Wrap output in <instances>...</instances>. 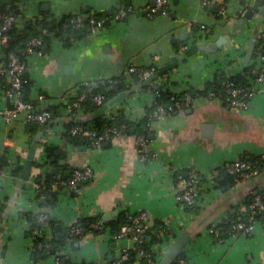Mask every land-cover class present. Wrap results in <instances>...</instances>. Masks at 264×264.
I'll use <instances>...</instances> for the list:
<instances>
[{
    "label": "crops",
    "instance_id": "obj_1",
    "mask_svg": "<svg viewBox=\"0 0 264 264\" xmlns=\"http://www.w3.org/2000/svg\"><path fill=\"white\" fill-rule=\"evenodd\" d=\"M124 1L19 2L23 4L25 23H28V20L34 21L43 15L55 21L62 16L86 15L84 13L88 11L109 15ZM128 1L133 12L126 19H110L98 31L71 38L68 44L51 31L48 33L49 42L42 43L40 49L27 60L26 71L32 84L30 101L39 107L59 106L63 115L58 123L44 132L41 137L43 143L34 144V153L43 155L45 145L51 144L64 148L65 158L56 151L58 166L46 164L39 175L52 174V168L59 171V166H66L69 168L67 171L89 167L92 173L74 189H59L55 200L42 197L45 201L31 204L22 190L16 192L19 176L11 175L7 168L6 171L0 169V200L10 199L5 214L7 219L1 225L3 231H0V245L6 247L4 255L0 253V264H32V237L26 233L28 223L19 216L21 210L42 212L57 221V228L72 226L83 217L100 216L104 221L103 215L107 212H116L110 220L122 210L130 214L145 212L148 220L152 221L150 226L155 220H162L175 230L176 236L188 233L190 240L182 249L187 258L186 264H264V221L258 220L252 232L230 234L221 242L215 241L207 230L219 217L228 215L229 221L232 215H238L236 220L241 218L245 214L246 197L264 186V174L226 190L217 180L219 168L242 154L264 153V84L256 82L261 63L258 56H252L258 31L264 28L261 22L264 13L260 16L259 11L254 9L251 17L244 18L255 0H209L207 4H203V0H168L165 12L149 16L148 8L153 0ZM243 2L248 6L245 7ZM222 4L227 8L226 19L218 18ZM242 18L245 19L242 28H235ZM193 25L205 26L197 39H194ZM230 28H233L231 33ZM226 34L230 35L228 43L217 52H199L189 56L163 76L168 79L167 82H175L173 91L180 92L190 86L202 89L215 73L225 72L228 77L234 76L241 73L245 65H252L254 77L249 78V82L254 94L247 109L229 108L218 97H196L188 106L177 108L172 114L157 117L150 123L152 133L148 142L146 140L148 155L145 160L139 159L136 137L124 132L97 145L87 142L77 147L70 144L63 146L62 124L69 110H64L62 103L81 85L117 76H123L127 83L131 80V91H121L125 93L124 98L109 106L108 111L123 109L130 120L139 121L145 114L146 106L153 103L155 94L130 79L128 67L151 66L157 70L188 44L213 41ZM0 48L2 71L6 63L2 58L1 43ZM247 53H250V58L245 62ZM11 103L0 85V110ZM81 114L79 111L78 115ZM22 118L23 114H18L14 121L7 123L0 114V155L6 156L11 167L14 163H23L40 129L28 131ZM190 167L202 174L203 184L195 205L198 210L188 213L185 218L175 199V182L177 175L184 176ZM50 202L53 204L50 205ZM42 230L45 235H51L48 224ZM133 245L131 237H115L106 229L99 234L84 233L78 241L66 244L59 254L64 257L61 263L67 260L72 264H125L122 254ZM162 256V253L157 255L156 262ZM34 264L59 263L54 256H50Z\"/></svg>",
    "mask_w": 264,
    "mask_h": 264
},
{
    "label": "trees",
    "instance_id": "obj_2",
    "mask_svg": "<svg viewBox=\"0 0 264 264\" xmlns=\"http://www.w3.org/2000/svg\"><path fill=\"white\" fill-rule=\"evenodd\" d=\"M125 6H129L130 3L128 0L124 1ZM22 3L17 0H0V14L5 16H12L14 18L13 23L11 24L8 31H6V35L8 37L7 39V45L6 48H2V52L6 53L8 51L14 52L15 55H17L19 58H22V53L24 51V48L26 46L27 41L32 37H40L43 44H46L49 42L50 38L48 33L51 31H55L54 35L61 39L65 44H68L69 40L71 38H79L83 37L90 33V25L88 22V17L93 16L95 18H107V21L105 22V25L108 23V20L114 19L116 11L112 14H106L104 12L99 11H88L86 14L87 18H85L80 26H75L70 22L71 16H62L59 21L55 20H48L45 15H43L40 18H35L34 21L31 19L28 20V23H25L26 18L22 11ZM243 5L245 7L248 6L247 3L243 2ZM219 19H221V16H218ZM262 25L264 27V16L261 20ZM2 24V20H0V25ZM193 31L197 32L199 30V26L193 25L192 26ZM259 35L256 37L254 49H253V55L252 56H258L259 53H264V50L261 49L262 43L264 41V28L260 32L258 31ZM210 33V32H207ZM40 49V47H38ZM5 61V60H4ZM6 63V61H5ZM254 72H253V66L252 65H245L243 68V71L241 73H238L234 76H227L225 72H222L220 74L215 73L214 77L210 80H207L204 83V86L202 89H196L192 86L187 88V90L175 92L172 90V86L176 85L175 82L170 81L167 82L166 86H159L158 90H154L152 86V82L146 83L145 81H141L138 79V76L136 73H132L130 75V79H133L138 83L140 87L143 89H148L155 94V98L153 103L150 106H146L145 108V114L139 121H132L130 120L127 115L124 113L123 109H119L112 113V117L109 118L105 115L99 116L96 118H93V112L97 109V105L93 101V97L97 94H103L105 96L106 100H110L113 97H115L117 94H119L121 91H131V80L129 83L126 82V79L123 76H117L112 79H104L99 80L96 83V85L90 89L87 88V86L79 87L77 90V93H84V98L80 101L79 108L76 107H69V105L76 99V96L67 95L66 101L62 103V107L64 110L68 109L69 113L67 117H64L63 121V146H66L65 144H70L74 147H77L83 143H91V140L89 137L83 136L81 133H75L72 134L70 132V128L72 126H78L82 130L85 131H93L96 134H101L106 128H120L119 132L121 133H128L133 134L134 137L141 135L144 136V138L147 140L149 139V135L152 133L150 123L155 120L157 117L153 115V112L157 105H163L164 107H167L168 105L173 104L175 101H178L180 103L185 102L186 96H189L190 100L188 102V105L192 102L193 99L196 97H205L208 96V93L210 91L216 92V94L221 95L224 97L226 94L225 87H224V81L226 79H230L235 86L240 87L244 92L250 90V82L249 78H253ZM11 73L7 68V65L5 68L0 71V85L4 90H11V81H10ZM20 77L22 79H25L26 81L21 84V87L19 89V96L20 98L29 103L35 104V102H31L29 98L30 90H31V81L29 79V76L27 74V71L23 72ZM131 83V84H130ZM112 85V87L109 88L108 85ZM174 97V99L171 100V97ZM187 105V106H188ZM49 110L52 112L51 119L49 121V125H53L55 123L59 122L60 117H63L61 114V108L59 106L51 105L48 107ZM61 110H60V109ZM177 108H173L172 111L168 112V114H172L174 111H176ZM81 112L82 116L78 115V112ZM28 131H34L37 128H40L41 126L37 122H29L26 125ZM114 136V134L111 135V137ZM111 137L109 139H111ZM104 142V141H103ZM101 142V143H103ZM100 143V144H101ZM97 145V144H96ZM136 148L138 153H146L148 155L147 150H143L142 147L136 144ZM45 156L48 159L46 164L51 165H57L56 160V151L60 153V156L65 158V151L64 148H60V146H54L51 144L45 145ZM241 159L254 163L256 165H261L264 163V153L261 155H252V154H242L240 156ZM7 168L9 169V172L11 175L18 177L21 165L16 164L15 167H11L8 163V160L5 155H0V169ZM59 171L55 174H48L45 176L38 175L36 180L38 182H41L44 186V189L37 195L36 201H39L42 197H45L49 200H55L57 191L61 188L60 186H57L56 189L51 188V184L58 180H68L71 178L70 174L78 168H71L67 171L66 166H59ZM66 172H70L69 175H66ZM223 173V176H222ZM221 176L223 178H221ZM217 180L223 187V189H229L233 185H235V182L233 180V177L226 173V166L219 168V175L217 176ZM264 197V187L260 188L258 192ZM254 194H249L246 197V203L248 204L251 199L253 198ZM6 204H0V226L6 221V211L8 203H10V199H5ZM49 202V201H48ZM53 204L50 202V205ZM189 212H194L197 209L196 206H187L185 208ZM139 214V213H137ZM137 214H130L129 212H126L124 210L120 211L117 216L107 222L102 221L100 216H91V217H83L78 218L77 221L74 223L73 226L81 227L83 230V234L86 232H93L96 234H99L106 229H108L112 234H115L120 231L121 227L124 225H132L135 226L136 224L132 223L133 216H136ZM19 216L21 218H24L25 221L28 223L29 227L26 231L28 236L32 237V245L30 248V260L32 264L36 263L37 261L41 259L48 258L50 256H54L59 260V264H72L69 261H65L64 263H61V260L64 258L59 253L62 251L64 246L66 245V238L69 236L70 228L61 226L57 228V221L53 219L46 220L47 224L51 228V235L47 236L45 235L44 231L42 230L43 222L39 221L37 218V214L31 211H19ZM238 216V215H236ZM235 215H232L231 219L236 220ZM258 220H263L262 215L258 216ZM96 220H100L102 222V229L98 230L92 227V223ZM230 220L229 222H234ZM149 220L145 222V224L148 225V228L143 230L139 233L140 242H136L134 246L128 250V259L125 260V264H132L136 260V252L140 249H143L146 253L150 255V257L153 259V261H156V256L154 251H152V246L160 241H162L160 236H156L155 232L157 233L160 230H166L165 222L162 220H155L153 225H149ZM144 223V222H143ZM229 224L227 222L226 226L224 227V231L222 234V239L224 240L227 236L230 235ZM39 230L38 232H36ZM167 231V230H166ZM80 239L79 237L75 236L73 237V241H78ZM74 243V242H73ZM6 247L4 245H0V253L1 256L4 255ZM179 259H184L186 264V255L183 251H181L176 259L174 260L173 264H176ZM141 264H150L146 259L141 258L140 259Z\"/></svg>",
    "mask_w": 264,
    "mask_h": 264
},
{
    "label": "built area",
    "instance_id": "obj_3",
    "mask_svg": "<svg viewBox=\"0 0 264 264\" xmlns=\"http://www.w3.org/2000/svg\"><path fill=\"white\" fill-rule=\"evenodd\" d=\"M207 2H209V0H203L202 3L207 4ZM167 7L168 0H153L152 6L148 8V15L152 16L158 12H165ZM132 12L133 8L131 5L125 6V4H123L117 9L114 20H124L129 15H131ZM218 12L221 16V19L227 18L226 5L222 4L219 7ZM244 12L245 11H243L242 14H244ZM85 18H87L86 15L75 14L71 17L70 22L75 26H80ZM0 20H2V24L0 25V43L2 48H6L8 39L6 31L9 30L11 24L14 21V18L12 16H5L0 14ZM106 21L107 18L105 17L95 18L93 16H89L88 22L90 25V32L93 33L98 31L100 28H103L105 26ZM109 21L110 20H108V22ZM204 28L205 26L201 25L199 27V30L197 32H194V39L201 37ZM41 44L42 40L40 37L30 38L26 43V46L22 53V58H19L12 51L2 53V58L5 59L7 68L11 73L10 81L12 88L11 90H5V94L12 100V103L10 106L4 107L0 110V114L4 117L7 123L14 121L15 118H17L18 114H23L22 121L26 124L29 122H37L41 127L44 126L46 123H49L51 119L52 112L51 110H49L48 107H39L36 104L25 102L19 96V89L21 87V84L26 81L25 79H22L20 75L26 71L27 60L30 55L35 53L38 47L41 46ZM261 49L264 50V41L262 43ZM257 59L261 63V68H259V71L257 72L256 82H258L259 84H264V53H259ZM155 71V67L151 66L141 67L130 65L127 69V72L129 74L136 73L138 79L141 81H145ZM167 81L168 79H166L165 76H159L157 79L153 80V89L158 90L159 86H166ZM223 84L227 95L222 97L221 95L216 94V92L210 91L208 93V96L220 98L229 108L232 109L245 110L249 107L250 101L253 98L254 94L253 89L244 92L240 87L235 86L230 79H226ZM95 85V82L86 83L88 89L94 87ZM108 86L109 88L112 87V85L110 84ZM71 96H76V99L69 105V107L71 106L79 108L80 101L84 98V93L78 94L76 92L71 94ZM39 98H41V96ZM172 99H174L173 96L171 97V100ZM189 100V96H186L184 103L175 101L173 104L168 105L167 107H164L163 105H157L153 112V115L156 117L167 115L168 112L173 110V108H182L187 106ZM93 101L99 107L108 100L105 99V96L103 94L97 93L93 97ZM112 113L114 112H109L107 109L105 112V116L111 118L113 115ZM50 128L47 131H49ZM119 130L120 128L116 127L106 128L101 134L98 135L93 131L90 132L82 130L78 126H72L70 128V132L72 134L81 133L83 136L89 137L92 145L100 144L101 142L108 140L112 134L116 135L120 133ZM135 140L137 145H139L140 147H142L143 150H145L146 139L144 138V136L138 135L136 136ZM40 142L43 143L42 139ZM138 156L141 160H145L147 158L146 153H138ZM47 161L48 159L45 156V152L43 155L34 153L33 164L31 166L32 171H30L29 178L24 182V186L21 189L22 192H24V194L27 195V197L29 198L31 204H34L36 202L37 195L44 189L43 184L41 182H38L36 178L40 174L41 169L46 165ZM21 163V161L14 163L12 167H15L16 164L22 165ZM91 173L92 172L89 167H85L83 169H75L72 172L70 179L55 181L51 184V188L53 189V187L55 186H60L61 188L74 189L79 182H81L83 179L90 177ZM226 173L233 177L235 184H238L243 181H248L253 178H257L260 175L264 174V163H262L261 165H256L254 163L245 161L239 157L226 165ZM202 184V174L194 167L188 168L184 176L180 174L177 175L175 182V199L179 204L180 208L183 210V217L186 218L188 216L187 214L191 213L185 209L187 206H195L197 204ZM0 204H6L5 200H0ZM244 212L245 214L243 216L241 215V218L234 222H229L228 215L215 219L207 229L209 235H211L213 239L217 242L223 241L221 236L225 231L224 227L226 226L227 222L229 224L228 230L230 231V234H245L252 232L258 222L259 215H262V221H264V197L260 193H254V196L251 201L248 204L246 203ZM36 214L38 220L43 222V226L47 224L46 220H48L49 218L46 214L42 212H37ZM130 218H132V223L136 225H124L121 227L119 232L113 235L115 237L129 236L132 238L133 243L135 244L136 242H140L138 232H142L143 230L148 228V225L145 224L148 219V216L145 212H140L136 216ZM183 224L184 222H182V225ZM92 227L101 230L102 222L100 220H96L92 223ZM165 229L167 231L160 230L157 233L155 232V235L160 236L162 239V241L152 246V251H154L156 257L161 253L164 255L168 247L176 237L175 230H173L171 227L166 225ZM38 231L39 230H37L36 232ZM82 235L83 230L81 229V227L72 225L70 228L69 236L66 238V244L71 243L73 237L77 236L80 238ZM128 250L125 249L122 254L121 259L123 261L128 259ZM141 258L146 259L150 264H156V261L154 262L150 255L146 253L143 249H140L136 252V260L134 262L141 264ZM55 260L57 263H59V260L57 258H55ZM184 263V259H179L176 264ZM95 264L109 263L97 262Z\"/></svg>",
    "mask_w": 264,
    "mask_h": 264
},
{
    "label": "water",
    "instance_id": "obj_4",
    "mask_svg": "<svg viewBox=\"0 0 264 264\" xmlns=\"http://www.w3.org/2000/svg\"><path fill=\"white\" fill-rule=\"evenodd\" d=\"M17 1H23V0H17ZM264 0H255L254 4L252 5V9H249L245 12L244 18H249L253 14V10L257 9L259 11V15H263L264 13ZM242 18L238 21L235 28H242L245 19ZM234 28V27H233ZM233 28L229 29V32L231 33L233 31ZM230 38L229 34L219 36L216 40L213 41H199V42H193L188 44L181 52H178L177 54L170 57V60L159 66L157 70L145 80L146 83H149L155 79H157L159 76L163 75L164 73L176 68L179 64V62L184 61L187 57L195 55L199 52H205V53H215L217 52L221 47L226 45L228 43V40ZM253 47V44L250 46V49ZM1 49V48H0ZM250 58V53H247L244 57V61L247 62ZM125 96L124 92H121L114 98L108 100L107 102L103 103L101 106H99L94 112L92 117L96 118L99 116L105 115L106 110L114 104L115 102H118L119 100L123 99ZM50 128V125L46 123L44 126L40 127L38 132L35 134L33 141L31 145L29 146V150L27 153V156L25 160L23 161L21 165V170L19 173V179L16 183V192H20V190L24 186V182L29 178L31 166L33 164V157L35 152V146L34 144L36 142L41 141V137L43 136L44 132H46ZM3 171H6L5 168H3ZM50 173L55 174L57 173L56 168H52L50 170ZM70 172H66V175H69ZM86 181V180H84ZM45 201L44 198L39 200L38 202ZM116 214V212H107L103 215V220L108 221L110 220L111 216ZM149 224H152V221L148 222ZM0 231H3V226H0ZM190 237L187 232H182L178 236L175 237V239L172 241L170 246L168 247L165 254L156 262V264H173L174 260L178 256V254L182 251V249L187 245L189 242ZM117 257L119 256V252H117ZM65 261H63L64 263ZM1 263V260H0Z\"/></svg>",
    "mask_w": 264,
    "mask_h": 264
}]
</instances>
